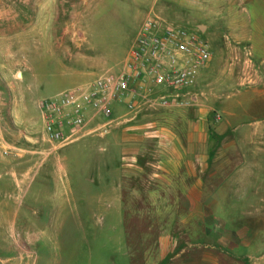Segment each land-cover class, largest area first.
Instances as JSON below:
<instances>
[{
  "label": "rangeland",
  "instance_id": "rangeland-1",
  "mask_svg": "<svg viewBox=\"0 0 264 264\" xmlns=\"http://www.w3.org/2000/svg\"><path fill=\"white\" fill-rule=\"evenodd\" d=\"M151 13L209 44L199 93L226 99L224 109L242 124L264 123L259 106L239 104L251 87L264 88V0H0V140L13 148L0 157V264H144L145 255H160L165 213L160 198L157 205L146 196L144 180L152 168L139 176L123 160L131 155L124 128L133 115L121 106L104 136L54 151L43 141L39 108L121 65ZM219 106L205 108L210 130ZM166 111L145 107L142 120H161ZM225 123L233 142L237 122ZM144 145L146 167L156 147ZM226 154L244 155L237 147ZM251 199L249 213H239L250 223V256L224 264H264V195ZM210 247L195 245L194 258Z\"/></svg>",
  "mask_w": 264,
  "mask_h": 264
},
{
  "label": "crops",
  "instance_id": "crops-1",
  "mask_svg": "<svg viewBox=\"0 0 264 264\" xmlns=\"http://www.w3.org/2000/svg\"><path fill=\"white\" fill-rule=\"evenodd\" d=\"M199 85L188 91L194 99L189 106L169 109L161 120L144 117L143 121L140 112L124 128L126 150L131 154L123 158L130 161L125 168L143 176L151 166L144 179L146 196L152 201L160 198L157 208L165 213L160 255H145L144 264H224L227 257L250 256V223L239 213H249L251 196L264 195V155L258 150L264 148V123H240V114L224 109L226 99L199 93ZM244 99L241 106H259L264 113V88L251 87ZM213 104L221 105L223 117L210 130L212 113L205 108L212 109ZM232 119L237 126L232 130L235 140L229 142L231 124L225 122ZM146 142L155 143L156 154L143 167ZM231 147L244 155L229 156L226 152ZM116 186L121 188V181ZM183 244L190 248H181ZM197 244L211 245V250L198 253L199 260L193 251Z\"/></svg>",
  "mask_w": 264,
  "mask_h": 264
},
{
  "label": "built area",
  "instance_id": "built-area-1",
  "mask_svg": "<svg viewBox=\"0 0 264 264\" xmlns=\"http://www.w3.org/2000/svg\"><path fill=\"white\" fill-rule=\"evenodd\" d=\"M212 57L197 32L151 13L121 65L40 102L43 141L55 151L104 136L121 106L131 115L145 107H187L194 100L188 91ZM12 149L0 140V157L11 156Z\"/></svg>",
  "mask_w": 264,
  "mask_h": 264
},
{
  "label": "water",
  "instance_id": "water-1",
  "mask_svg": "<svg viewBox=\"0 0 264 264\" xmlns=\"http://www.w3.org/2000/svg\"><path fill=\"white\" fill-rule=\"evenodd\" d=\"M203 29H205V27H203Z\"/></svg>",
  "mask_w": 264,
  "mask_h": 264
}]
</instances>
